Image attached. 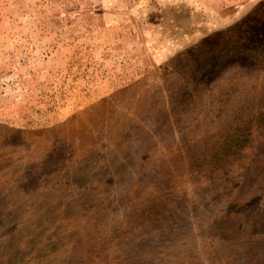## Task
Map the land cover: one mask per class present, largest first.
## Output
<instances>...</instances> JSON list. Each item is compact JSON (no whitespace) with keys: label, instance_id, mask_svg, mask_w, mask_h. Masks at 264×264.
<instances>
[{"label":"rangeland","instance_id":"obj_1","mask_svg":"<svg viewBox=\"0 0 264 264\" xmlns=\"http://www.w3.org/2000/svg\"><path fill=\"white\" fill-rule=\"evenodd\" d=\"M263 49L264 0H0V264H264Z\"/></svg>","mask_w":264,"mask_h":264},{"label":"trees","instance_id":"obj_2","mask_svg":"<svg viewBox=\"0 0 264 264\" xmlns=\"http://www.w3.org/2000/svg\"><path fill=\"white\" fill-rule=\"evenodd\" d=\"M232 37L234 38H230V39H226V41H231L232 42V39L236 40L238 42V37L237 36H234L232 35ZM224 42L223 44L224 45H227L229 42ZM257 56H261L263 58V61H264V49L263 50H260L258 53H257Z\"/></svg>","mask_w":264,"mask_h":264}]
</instances>
